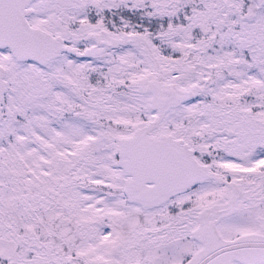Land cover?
I'll list each match as a JSON object with an SVG mask.
<instances>
[{
  "label": "snow or ice",
  "instance_id": "obj_1",
  "mask_svg": "<svg viewBox=\"0 0 264 264\" xmlns=\"http://www.w3.org/2000/svg\"><path fill=\"white\" fill-rule=\"evenodd\" d=\"M0 264H264V0H0Z\"/></svg>",
  "mask_w": 264,
  "mask_h": 264
}]
</instances>
